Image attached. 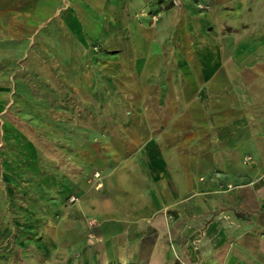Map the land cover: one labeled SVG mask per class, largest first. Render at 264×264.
Instances as JSON below:
<instances>
[{
  "label": "rangeland",
  "instance_id": "obj_1",
  "mask_svg": "<svg viewBox=\"0 0 264 264\" xmlns=\"http://www.w3.org/2000/svg\"><path fill=\"white\" fill-rule=\"evenodd\" d=\"M162 2L148 32L77 0H0V264H76L66 207L79 181L101 187L104 173L163 133L193 136L182 128L188 104L216 110L205 83L216 67L185 68L179 37L158 30V11L181 0ZM112 22L126 28L123 46L102 36ZM84 220L92 236L100 220Z\"/></svg>",
  "mask_w": 264,
  "mask_h": 264
},
{
  "label": "crops",
  "instance_id": "obj_2",
  "mask_svg": "<svg viewBox=\"0 0 264 264\" xmlns=\"http://www.w3.org/2000/svg\"><path fill=\"white\" fill-rule=\"evenodd\" d=\"M77 1L148 31L147 16L165 0ZM158 13V30L180 39L185 68L216 67L205 81L216 110L188 104L182 128L193 136L163 133L104 173L101 187L79 181L69 230L60 231L76 264H264V0H181ZM115 24L102 36L123 46L126 28ZM164 61L174 66L167 53ZM86 218L100 220L92 236Z\"/></svg>",
  "mask_w": 264,
  "mask_h": 264
},
{
  "label": "built area",
  "instance_id": "obj_3",
  "mask_svg": "<svg viewBox=\"0 0 264 264\" xmlns=\"http://www.w3.org/2000/svg\"><path fill=\"white\" fill-rule=\"evenodd\" d=\"M177 2V1H176ZM177 4V3H176ZM75 200V198L72 196L71 198H70V202H73Z\"/></svg>",
  "mask_w": 264,
  "mask_h": 264
}]
</instances>
